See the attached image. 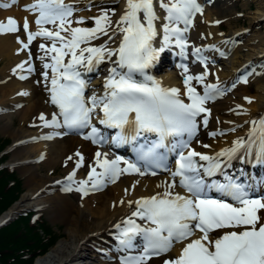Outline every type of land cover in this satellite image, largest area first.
<instances>
[{
	"label": "snow or ice",
	"instance_id": "1",
	"mask_svg": "<svg viewBox=\"0 0 264 264\" xmlns=\"http://www.w3.org/2000/svg\"><path fill=\"white\" fill-rule=\"evenodd\" d=\"M15 3L16 0H11V4ZM157 6L166 14L161 25L157 24L161 19ZM24 10L38 14L37 31L30 32L25 19L23 29L27 43L18 40L21 49H27L37 37L51 42V46L41 43L39 49L45 54L40 57L42 61L45 57L50 59V63H43L42 75L45 81L50 80V101L58 112L53 113L51 120L42 114L40 119L44 126L70 131L87 128L90 131L84 139L94 144L108 142L100 128L93 124L95 114L99 125L116 130L110 138L113 145L128 142L136 145V163L119 156L109 159L107 153L96 152L87 179L76 181L74 170L67 177L69 184L65 190L72 191L71 185L77 184L75 191L87 195L89 184L91 190H98L108 182L115 183L122 174L143 176L156 175L157 170L169 172V181L157 185L163 188L162 192L130 201L129 206L134 204L135 210L115 225L121 250L136 247L137 237L142 241L140 254L123 258L121 264H148L152 258L169 253L175 244L183 245L179 256L164 259L163 264H264V218L260 215L264 210V191L257 195L254 184L224 171L241 152L242 162L251 158L255 164H264V119L259 122L261 134L258 138L257 122L252 121L253 132L247 140L238 138L231 147L214 155L198 152L190 146L198 130L197 118L202 116L201 123L208 126L211 113L206 104L223 95L224 89L218 83H204L207 70L191 75L187 65L181 64L183 94L189 101L185 103L180 99L179 88L163 87L160 81L145 73L173 42L186 58L188 44L184 33L192 25L191 17L203 11L197 0H168L167 3L164 0H125L123 14L115 22L114 30L107 12L94 18L92 28L73 27V23L83 24L84 20L73 21L74 9L65 0H35ZM180 24L184 27L176 26ZM110 30L113 35H109ZM17 31V22L12 18L6 24L0 23V34ZM161 32L159 47H154L153 42ZM116 33L121 34L116 49H110L107 41L99 46L92 45V41L101 36L111 41ZM202 51L194 48L192 55L205 64ZM105 60L114 66L108 69L104 92L86 98V81L80 69L91 72ZM17 67L32 73L31 56ZM137 74L143 79H136ZM19 78L27 77L21 75ZM193 81L203 84V94L197 92ZM242 82L246 83V78ZM146 134H154L155 139H148ZM209 135L215 138L226 133L214 131ZM169 153L176 155L174 169L166 164ZM76 155L80 157L76 164L79 169L83 157L79 153ZM218 175L223 176L224 182L213 179ZM213 192L223 198L213 197L210 195ZM138 220L145 223L142 225Z\"/></svg>",
	"mask_w": 264,
	"mask_h": 264
},
{
	"label": "bare ground",
	"instance_id": "2",
	"mask_svg": "<svg viewBox=\"0 0 264 264\" xmlns=\"http://www.w3.org/2000/svg\"><path fill=\"white\" fill-rule=\"evenodd\" d=\"M208 1H202L204 8L203 4H200L205 11L196 14L188 39L194 44V48H201L208 55L211 67L204 83H218L224 89L222 96H217L214 102L209 103L210 124L201 130L197 143L193 145L198 152L214 155L223 148L231 147L232 142L238 138L247 140L254 128L252 121L258 123L264 116V35L256 31L260 35L255 33L243 41L247 34L244 32L246 29L230 31L228 35L221 34L215 22L222 19L218 17L221 12L228 11L229 0H213L211 5H208ZM245 1L244 8L249 6L250 1L255 2L257 6L255 12L252 11L251 17L248 18L252 31L264 22V0ZM34 2L35 0H18V3L11 4V0H0V5H10L0 9V23L6 24L7 20L12 18L18 25L17 32L0 34V132L13 139L12 145L16 143L12 161L25 177L26 189L21 198L4 211L0 220H11L15 214L23 210H35L48 212L52 223L63 226L64 239L45 255L36 258L33 264H118L113 255L109 260L102 259L100 255L108 253L106 250L108 247L118 248L116 243L118 233L115 225L127 219L135 210L134 204L129 206L130 201L162 192L163 188H157V185L169 181V177L142 179L119 177L115 183H106L96 195L90 194L89 197L74 195L75 202L71 197L73 195H68L71 192L66 191L65 188L69 184L67 180L69 174L75 170V180H83L84 175L90 171L89 166H94L96 152H107L76 137L63 135L59 128L45 127L44 121L40 119L43 114L47 120H51L55 113L48 98L50 80L45 81L42 75L43 63H50V59L45 57L42 61L40 57L45 54L39 49L41 43L51 46V42L37 37L24 50L21 49V43L17 42L19 40L27 43V36L22 37L19 33L20 29H23L25 19L28 21L29 31H37L35 20L38 14L24 10L25 6ZM65 3L74 9L73 21L84 20L85 17L94 20L99 17L104 11H98L95 8L96 5L102 3L118 5L114 14L107 12L109 16L112 15L113 30L116 28L115 22L125 8V0H66ZM211 8L218 11L212 12ZM157 14L161 17L157 24L161 25L166 14L158 6ZM201 14L204 15V20ZM93 20L84 21L83 24L73 23L72 26L92 28ZM176 26L182 28V24ZM109 35H113L112 30ZM162 36L161 32L153 42L154 47H159ZM120 39L119 33H116L111 41L107 36H101L100 39L93 40L92 45L99 46L107 41L110 49H116ZM237 42L242 44L234 46ZM168 49L161 54V58L158 59L160 66L154 71L161 77L164 87L182 89L177 73L163 71L168 60ZM225 54L226 59H222ZM30 56L34 68L32 73L17 67L29 60ZM112 59L115 60V57ZM106 62H108V68L113 67L111 61L105 60L104 63ZM27 67L28 65L25 64L24 68L27 69ZM82 69L86 70L85 68L80 70ZM149 69L151 70V67ZM94 70L106 76L99 66ZM246 71L251 74L247 75ZM200 74L203 72L199 69L192 73V75ZM21 75L27 78L19 80L18 77ZM244 78L247 80L246 83L242 82ZM97 83L98 80H95L91 84L93 85L91 91H95L99 96L104 90L99 84L96 85ZM250 83L254 85L253 92L249 88ZM194 85L203 93V84L198 85L194 81ZM21 93H27V95H21ZM245 98H249L252 102L248 103ZM15 118H18L22 125L28 122L32 132L26 134L27 132H22V129L13 130ZM214 131H223L226 135L213 138L209 134ZM46 136L52 138L45 139ZM204 145L209 147L206 148ZM77 153L83 157V165L79 169H76L77 161L80 159ZM108 158L110 159L109 155ZM41 167L47 168L48 175L40 173ZM97 171L99 172L100 169ZM134 184L135 187H133ZM260 215L264 218V210ZM180 251V248L176 247L165 256L149 260L148 264H163L164 259L178 257Z\"/></svg>",
	"mask_w": 264,
	"mask_h": 264
},
{
	"label": "rangeland",
	"instance_id": "3",
	"mask_svg": "<svg viewBox=\"0 0 264 264\" xmlns=\"http://www.w3.org/2000/svg\"><path fill=\"white\" fill-rule=\"evenodd\" d=\"M246 1L245 0H229V9L228 11H225V12H221L219 14V18H222V19H219L221 21V24L219 26V32L223 35H228L230 33V31H234V30H239V29H246L244 32H246V37L243 41L247 40L249 38V36L257 33V32H262L263 35H264V22H261V24L252 29H250V26H249V17H251V12H255L257 6H256V3L255 2H252L250 1L249 2V6L244 8V5H245ZM103 5H106L104 3L102 4H99V5H96L95 8H97L98 11L102 12L104 10V7L106 6H103ZM118 6L115 4V8H117ZM114 8V9H115ZM211 11H218V9H213L211 8ZM226 16V17H225ZM225 17V18H223ZM94 18V17H93ZM92 21L93 19H89L87 17L84 18V21ZM202 20H204V15H202ZM257 31V32H256ZM259 34V33H257ZM260 35V34H259ZM242 43H235V46H238ZM249 88L250 90L253 92L254 91V85L253 83H250L249 85ZM1 114V113H0ZM1 118V117H0ZM14 126H13V130H17V129H22V132L28 134V133H31L32 132V129L29 128L28 126V122H25L24 125H22V123L19 121L18 118H15L14 119ZM1 121V120H0ZM19 130V131H20ZM13 139L3 135L1 132H0V148H3L4 150H7V153H6V156H4L3 159L0 160V165H2V163H11L13 165V167L15 168V175L17 174V176H15L14 178L11 179V181L9 182V186L14 184L15 188H18L19 190V198L15 201L17 202L21 196L26 192V189L24 187V180H25V177L21 174L20 170L16 168V163L14 161H12V154L14 152V148H15V144L12 145ZM40 173L41 174H46L48 175L49 171H47V168L46 167H41L40 169ZM56 174V173H55ZM17 184V185H16ZM73 201L75 202L76 199L71 196ZM24 211V210H23ZM27 211H30V210H27ZM25 212V211H24ZM23 213L22 211H20L19 213L16 214L19 215ZM35 216H41L40 219V222L39 223H45L44 224V228L43 226L42 227H38L36 229V232L35 233H40V237L42 239V241H44V237L42 236L43 235V231L44 229L47 230V233L48 235H46V237L50 238L51 241L50 243L47 245L46 247V250L36 256H40V255H45L47 252H49V250H51L52 248H54L59 242H61L63 239H64V235H65V231H64V228L63 226H60L59 224L57 223H52L51 222V219L48 217V212H43V211H36ZM19 217V216H18ZM20 218H22L20 216ZM20 219L16 220V221H19ZM15 221V222H16ZM20 222V221H19ZM22 227L24 228V226L22 225ZM22 232H24V230L22 228H20ZM19 229V230H20ZM42 231V232H40ZM45 235V234H44ZM24 239H20V241H23ZM26 255V253H25ZM30 255L27 253V256L24 257V260H27L29 259ZM35 256V257H36ZM34 259V258H33ZM33 264V262H32Z\"/></svg>",
	"mask_w": 264,
	"mask_h": 264
},
{
	"label": "trees",
	"instance_id": "4",
	"mask_svg": "<svg viewBox=\"0 0 264 264\" xmlns=\"http://www.w3.org/2000/svg\"><path fill=\"white\" fill-rule=\"evenodd\" d=\"M2 150L3 148H0V152ZM15 176L14 171H0V214L19 198L18 188H15L14 184L8 185ZM19 221L0 230V264H32V261L38 257L36 255L44 252L51 241L46 237L48 235L46 229L43 232L40 231L45 234L43 235L45 236L44 241L39 236L40 233H35L38 227L43 226L44 228L45 223H38L37 226L31 225L28 217H22ZM20 239L24 240L20 241ZM27 253L30 257L24 260Z\"/></svg>",
	"mask_w": 264,
	"mask_h": 264
}]
</instances>
